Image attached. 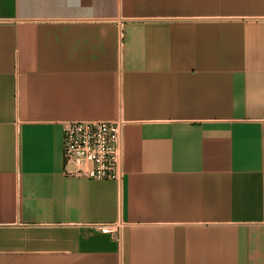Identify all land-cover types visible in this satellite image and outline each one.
<instances>
[{
    "label": "crops",
    "instance_id": "crops-1",
    "mask_svg": "<svg viewBox=\"0 0 264 264\" xmlns=\"http://www.w3.org/2000/svg\"><path fill=\"white\" fill-rule=\"evenodd\" d=\"M119 118L123 182L72 175ZM0 264H264V0H0Z\"/></svg>",
    "mask_w": 264,
    "mask_h": 264
},
{
    "label": "built area",
    "instance_id": "built-area-1",
    "mask_svg": "<svg viewBox=\"0 0 264 264\" xmlns=\"http://www.w3.org/2000/svg\"><path fill=\"white\" fill-rule=\"evenodd\" d=\"M124 120L80 119L64 125L62 135L64 163L75 169L70 173L93 180H112L121 184L123 170ZM120 224L103 223L96 227L112 233Z\"/></svg>",
    "mask_w": 264,
    "mask_h": 264
}]
</instances>
